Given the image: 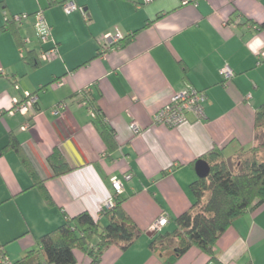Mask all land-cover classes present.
<instances>
[{
    "label": "crops",
    "instance_id": "obj_1",
    "mask_svg": "<svg viewBox=\"0 0 264 264\" xmlns=\"http://www.w3.org/2000/svg\"><path fill=\"white\" fill-rule=\"evenodd\" d=\"M64 1L0 0V24L6 15H29L17 28L26 38V59L17 36L0 31V245L12 263L27 255L42 260L39 239L65 218L87 212L107 224L111 177L129 172L121 207L141 233L127 249L107 247L98 264H166L149 247V228L165 213L162 233L172 232L174 219L192 206L195 161L212 149L229 160L256 146L255 113L264 104V0H72L86 19L79 10L65 13ZM37 11L60 58L32 67L40 49ZM115 31L137 33L97 56L102 35ZM224 65L234 74L226 82ZM187 86L205 93L203 117L187 112L180 126L154 124L153 114ZM25 91L36 92L34 109L9 114ZM103 127L113 132L112 150ZM54 150L69 171L54 175L48 161ZM73 253L76 264H92L81 250ZM213 253L221 264H264V204L235 218ZM208 261L192 246L173 264Z\"/></svg>",
    "mask_w": 264,
    "mask_h": 264
},
{
    "label": "trees",
    "instance_id": "obj_2",
    "mask_svg": "<svg viewBox=\"0 0 264 264\" xmlns=\"http://www.w3.org/2000/svg\"><path fill=\"white\" fill-rule=\"evenodd\" d=\"M36 13L32 14L33 19ZM17 15L20 14L4 16L3 23L0 24V31H9L17 36L20 56L26 59L27 57L24 55L26 38L22 40L19 37L17 28L22 19L28 18L29 15L21 16L20 19H17ZM33 31L40 49L38 63L36 59L29 61L32 67H36L41 62H51L59 59L58 42L51 33V27L50 35L58 56L49 61L41 60L40 53L50 48L53 43H42L35 33L34 26ZM136 33L132 32L124 36L117 44L111 45L105 51L128 43ZM101 54V51L98 50L97 56ZM13 108L14 104L11 109ZM92 109L96 113L99 112L96 108ZM255 126L256 133L259 128L263 130L264 104L256 109ZM101 135L106 147L109 150L114 149L116 143L112 130L103 127ZM12 145L14 147L18 145L15 138L13 143L11 141ZM260 147L264 150V140ZM253 151H255V147ZM200 159L207 162L210 172L206 177H196L190 184V190L194 196L192 206L174 219L172 232L162 233V228L159 232L151 233L149 247L159 255L164 256L166 264H173L192 246L197 247L209 256V261L206 264H221L216 260L213 253L215 241L233 223L235 218L264 204V160L257 159L253 154L251 158L241 161L238 169L235 170L234 159L224 160L221 151L217 149L210 150ZM48 161L54 170V175H60L70 170L57 150L49 155ZM37 185L41 188L46 202L52 203L44 190L43 184L39 182ZM112 200L114 206L111 209L104 210L108 215L107 224L101 225L87 212H81L76 216L65 218L58 227L44 234L39 239L36 250V253L42 255V260L29 261L27 255L16 263H12L1 245L0 251L6 255L11 264H76L73 250L79 249L91 257L92 264H98L101 254L107 247L117 244L121 249H127L141 233L135 222L122 209L123 198L115 194ZM168 221L167 218V223ZM29 253L32 254L33 251Z\"/></svg>",
    "mask_w": 264,
    "mask_h": 264
},
{
    "label": "built area",
    "instance_id": "obj_3",
    "mask_svg": "<svg viewBox=\"0 0 264 264\" xmlns=\"http://www.w3.org/2000/svg\"><path fill=\"white\" fill-rule=\"evenodd\" d=\"M145 3L150 2L152 0H143ZM62 8L65 13H70L75 10H79L83 17L86 19V13L83 8L77 7L76 4L72 0H67L62 4ZM25 17L26 14L17 15V19L19 17ZM34 30L35 33L42 43H53L52 46L46 50H43L40 53V58L43 61H49L55 59L57 54V49L55 47L54 41L50 35V27L44 19V16L41 11H37L34 15ZM124 35L119 31L115 32H108L102 35L101 39L99 40V50L102 54L106 53L105 49L110 47L111 45L117 44ZM101 54V55H102ZM261 56L264 57V52H261ZM223 80L229 81L233 77L232 69L224 65L220 70ZM56 84H60V82H56ZM23 99H13L14 108L9 110V114H13L14 112H19L20 114H26L27 112L34 109L35 104L37 102V94H31L28 91L23 92L22 97ZM206 100V95L204 92L194 89L191 86H187L186 88L182 89L179 92H176L169 102L165 104L162 108L156 111L153 114L152 121L154 124H161L170 128H174L177 126L182 125L187 121L186 113L192 112L195 114L197 119H201L203 117V103ZM133 131L136 133L138 132V126L135 122L131 123ZM29 127V123L26 122L23 125V129H27ZM131 173L127 172L124 173L121 178L117 176L111 177V186L114 190L115 194L120 195L123 192V181L122 180H129L131 178ZM105 209H111L114 206V201L112 198H108L104 203ZM167 214H161L151 225L149 231L151 233L159 232L163 226L167 223ZM1 250V247H0ZM0 264H11L0 251Z\"/></svg>",
    "mask_w": 264,
    "mask_h": 264
},
{
    "label": "rangeland",
    "instance_id": "obj_4",
    "mask_svg": "<svg viewBox=\"0 0 264 264\" xmlns=\"http://www.w3.org/2000/svg\"><path fill=\"white\" fill-rule=\"evenodd\" d=\"M264 140V136H263V130L262 128L257 129V141H256V146H255V151H250V152H245L240 154L239 156H237L236 158H234L233 162H234V166H235V170L238 169L239 164H241V161H245L249 158H251V156L254 154L255 157L259 160H264V150L263 148H261V144Z\"/></svg>",
    "mask_w": 264,
    "mask_h": 264
},
{
    "label": "water",
    "instance_id": "obj_5",
    "mask_svg": "<svg viewBox=\"0 0 264 264\" xmlns=\"http://www.w3.org/2000/svg\"><path fill=\"white\" fill-rule=\"evenodd\" d=\"M264 130V127H263ZM194 170L197 177H206L210 172V167L203 159H198L194 164Z\"/></svg>",
    "mask_w": 264,
    "mask_h": 264
},
{
    "label": "clouds",
    "instance_id": "obj_6",
    "mask_svg": "<svg viewBox=\"0 0 264 264\" xmlns=\"http://www.w3.org/2000/svg\"><path fill=\"white\" fill-rule=\"evenodd\" d=\"M257 43H259V41H257ZM253 50H255V49H253Z\"/></svg>",
    "mask_w": 264,
    "mask_h": 264
}]
</instances>
